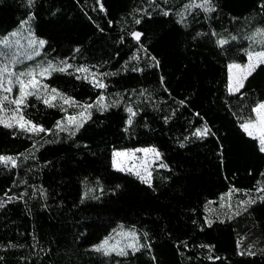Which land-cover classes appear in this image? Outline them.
Listing matches in <instances>:
<instances>
[{"label": "trees", "instance_id": "1", "mask_svg": "<svg viewBox=\"0 0 264 264\" xmlns=\"http://www.w3.org/2000/svg\"><path fill=\"white\" fill-rule=\"evenodd\" d=\"M188 2L0 0V37L31 29L43 58L71 65L38 89L67 103L31 95L21 105L50 132L0 124V155L18 161L0 165V264H264V201L239 203L264 195V153L240 127L264 100V65L233 93L227 67L264 49V36L249 39L264 29V0H212L215 11L193 7L181 21ZM85 104L91 115L76 134L60 130ZM205 124L210 134L190 138ZM139 147H155L166 164L151 186L112 167L114 150ZM226 194L233 212L216 207ZM120 225L146 246L126 256L93 250Z\"/></svg>", "mask_w": 264, "mask_h": 264}, {"label": "snow or ice", "instance_id": "2", "mask_svg": "<svg viewBox=\"0 0 264 264\" xmlns=\"http://www.w3.org/2000/svg\"><path fill=\"white\" fill-rule=\"evenodd\" d=\"M34 3V0H27V4L31 7ZM199 8L205 14L215 11V6L212 3V0H190L189 4L185 5V10L190 8ZM103 9V6L101 5ZM167 15L168 12L163 13ZM181 21L184 19V13H177ZM151 15V13H147ZM137 24L140 23L139 20L135 21ZM26 23V22H24ZM131 36L137 40L141 36V33L138 31H132ZM13 36L17 33H12ZM257 35H264V29L258 28L254 31L249 39L254 40ZM218 44L223 45L226 43L223 39L217 41ZM45 41L43 39H36L33 36L31 29L28 30V40L27 46L22 47L19 40H16L13 43L5 42L6 52L0 53V57H3L2 62H0V124H3L5 127H13V123L10 121L15 120L17 126L27 132H50L51 129H45L42 125L34 123L30 119L24 117L23 110L21 105L26 104L27 97L31 95H36V98L43 99L45 105L55 106L51 103V100H54L57 96H60L67 103L71 98L65 97L57 89L52 88L51 92L54 94L51 97H48L45 93L41 95L38 89H48L49 85L43 84L42 80L38 77H45L49 75L52 71L59 70L65 71L67 68H70L71 65L64 63V67L57 68L51 61H48L46 65H36L35 68H26L24 70H17V65L22 64L24 59H31L32 56L39 55V49L43 47ZM33 45H35L33 47ZM246 51L247 63H236L232 62L228 64V91L229 92H239V90L244 86V81L250 76L256 68L264 64V49L260 51H253L249 48ZM134 71L138 69H133ZM77 71H87V69L78 68ZM94 75V74H93ZM77 79H80L77 76ZM87 79V76L85 77ZM95 87L104 88V82L102 80L93 79L91 81ZM18 86V94H16L12 99H9V96L13 93V86ZM5 93L9 95H5ZM98 104L97 108L100 111H104L108 105L103 104V95L97 98ZM8 101L9 104H15L17 107L15 109L6 108L4 102ZM113 103H118L114 101ZM183 104V101L180 102ZM93 107L92 104H85L83 106L84 110L79 112L76 115L66 116L65 119L70 125L74 127L64 126L60 130L69 132L70 135H75L76 132L83 126V123L87 118L90 117L91 113L88 111ZM63 110V109H62ZM132 113V109H126ZM11 112V115L5 117V112ZM252 112L255 113V119H246L244 123L240 124L241 129L251 138L258 141L259 151L264 153V100L258 101L255 105L252 106ZM132 115L129 116L126 123L130 124L132 122ZM61 121H57V127L60 128ZM211 133V129L208 128L207 124L204 125L203 129L197 128L195 135L204 136ZM35 147V145L33 146ZM136 152H142L145 154V159L138 166L137 165H127L124 159H118L123 157L125 159H133ZM148 154H152L154 159L160 158V153L155 147L148 148H139V149H126L123 151H113L112 153V167L118 169L119 171H127L136 175L143 183L151 186V164L148 161ZM23 155V154H22ZM27 158V157H25ZM139 159V158H136ZM18 164L17 158L14 156H5L0 155V165L16 167ZM160 167H166L164 164H160ZM264 175V174H262ZM92 191V189H88ZM232 189H230V192ZM236 191H240L236 189ZM257 192H260L261 189L257 188ZM259 199L264 201V195L258 196L255 199L249 197L248 200H241L240 205H251L256 203V200ZM243 211H247V208H244ZM240 212L237 211L236 215H239ZM122 227V226H121ZM116 232V230H113ZM146 235V234H145ZM146 245H141L137 233L134 229L124 231L123 229L119 232H116L115 237L107 236L101 240L98 244L93 245V250L99 253H102L105 256L115 253L118 256L128 255V249H131L132 252L139 250L140 247ZM202 247L209 248L210 245H202ZM251 247V245L249 246Z\"/></svg>", "mask_w": 264, "mask_h": 264}, {"label": "rangeland", "instance_id": "3", "mask_svg": "<svg viewBox=\"0 0 264 264\" xmlns=\"http://www.w3.org/2000/svg\"><path fill=\"white\" fill-rule=\"evenodd\" d=\"M187 4H189V2H188ZM187 4H185V5H187ZM166 5H171V2H166ZM185 5H184L183 7H181V8L178 9V10H179V13H184V14H185L187 10L192 9V8H190V9L185 10ZM257 36H264V35H257ZM134 39H135V38H134ZM16 40H19V41H20V44H21L22 47H26V46H27V40H28V37L22 39V38L19 37V36H16V35L13 36L12 33H9V34H7V35H5V36H3V37H0V49H1L0 51H1V53L7 51V49H6V47H5V42L13 43V44H14V42H15ZM34 46H35V45H33V47H34ZM41 48H42V47H41ZM41 48L39 49V55L32 56L31 59H24V60L22 61V64L16 66V67H17V70H24V69H26V68H35L36 65H38V64H39V65H46L48 61H51V60H48V59L43 58V56L41 55ZM3 49H4V50H3ZM260 50H262V49L255 50V51H260ZM2 60H3V57H2ZM2 60H1L0 62H2ZM51 62H52L53 65H55L57 68L64 67V63H67L66 61H63V60L58 61V62H57V61H56V62H55V61H51ZM245 63H247V58H246V62H245ZM263 65H264V64H263ZM38 78L41 79V77H38ZM231 93H233V92H231ZM16 94H18V86L14 85V86H13V93L9 96V99H12ZM5 95H9V94L5 93ZM4 105H5L6 108H10V109H15V108L17 107L15 104H9L8 101H5V102H4ZM10 115H11V112H7V111L5 112V117H8V116H10ZM254 119H255V113H254L253 120H254ZM10 122L13 123V124H15V125H17L16 122H15V120H12V121H10ZM66 124H67V125H70V124L68 123L67 120H66ZM200 129H203V128H200ZM195 131H196V130H195ZM195 131L190 135V138H200V137H201V136H197V135H195V134H194ZM204 136H205V135H204ZM202 137H203V136H202ZM257 142H258V141H257ZM139 148H148V147H139ZM139 148H133V149H139ZM123 150H126V149L114 150V151H123ZM158 152H159V151H158ZM112 153H113V152H112ZM136 158H139V159H136ZM118 159H124V160H125V163H126L127 165H137V166H138V165H139L141 162H143V160L145 159V154L142 153V152H136V153L134 154V158H133V159H125V158H123V157H119ZM147 159H148V161H149L150 164H151V167H150V172H151V173H152V171H153L154 169L165 168V167H160V166H159L160 164H164V165H166L165 162H164L163 159H162L161 154H160V158H159L158 160H157V159H154V157L152 156V154H148ZM113 169L119 171L118 169H115V168H113ZM119 172H122V171H119ZM123 173L129 174V175H131V176H134V177L138 178L136 175L132 174L131 172L124 171ZM138 179H139V178H138ZM139 180H140V179H139ZM147 185H148V184H147ZM91 189L93 190V189H94V186L91 187ZM88 194H93V191H90V192L88 191ZM2 202H3V201H1L0 204H1ZM235 205H236V203L233 201L232 196H231L230 194H226V195L222 196V197L219 199V201H218V205H217L216 207L220 208L221 210L227 209L228 212H233V211L235 210ZM236 208H237V207H236ZM210 211H213V208H211ZM122 229H123L124 231L134 229V230L136 231V233H137V238H138V240H139L140 233H139L135 228H133V227H126V226H122V227H121V225H120V226H118V228L116 229V232H119V231H121ZM116 232H112L110 235L113 236V237H115ZM110 235H109V236H110ZM253 236L255 237L256 235L253 234ZM127 251L129 252V251H131V249H128Z\"/></svg>", "mask_w": 264, "mask_h": 264}]
</instances>
